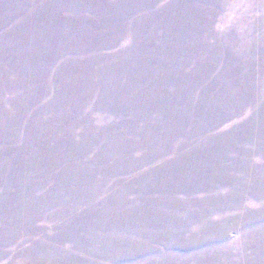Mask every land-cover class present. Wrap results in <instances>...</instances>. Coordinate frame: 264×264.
<instances>
[{
    "label": "rangeland",
    "instance_id": "obj_1",
    "mask_svg": "<svg viewBox=\"0 0 264 264\" xmlns=\"http://www.w3.org/2000/svg\"><path fill=\"white\" fill-rule=\"evenodd\" d=\"M0 264H264V0H0Z\"/></svg>",
    "mask_w": 264,
    "mask_h": 264
}]
</instances>
